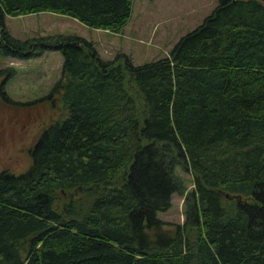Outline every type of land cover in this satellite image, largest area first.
Here are the masks:
<instances>
[{
	"label": "trees",
	"instance_id": "16d2710c",
	"mask_svg": "<svg viewBox=\"0 0 264 264\" xmlns=\"http://www.w3.org/2000/svg\"><path fill=\"white\" fill-rule=\"evenodd\" d=\"M132 1L0 0L1 51L62 56L45 97L61 112L24 168L0 167V264H264V0H217L140 62L5 24L52 10L119 31ZM175 165L193 182L181 221L157 215L182 192Z\"/></svg>",
	"mask_w": 264,
	"mask_h": 264
},
{
	"label": "rangeland",
	"instance_id": "374dc122",
	"mask_svg": "<svg viewBox=\"0 0 264 264\" xmlns=\"http://www.w3.org/2000/svg\"><path fill=\"white\" fill-rule=\"evenodd\" d=\"M216 1L133 0L127 21L119 31L88 26L69 14L52 10L5 14V24L18 37L57 32L81 34L91 39L103 57L123 51L133 62H140L166 53L177 36L198 23ZM61 59L56 48L27 57L0 50V167L14 171L24 168L29 162L28 145L42 124L61 112L55 99L49 103L45 98L54 80L60 77ZM1 89L13 99L31 101L6 102ZM174 172L182 192L173 191L169 205L157 210V215L181 221L184 192L193 184L192 174L179 165L174 166Z\"/></svg>",
	"mask_w": 264,
	"mask_h": 264
}]
</instances>
